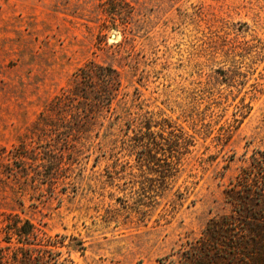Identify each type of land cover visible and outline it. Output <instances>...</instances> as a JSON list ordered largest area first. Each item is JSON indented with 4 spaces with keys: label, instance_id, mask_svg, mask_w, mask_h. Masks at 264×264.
<instances>
[{
    "label": "rangeland",
    "instance_id": "374dc122",
    "mask_svg": "<svg viewBox=\"0 0 264 264\" xmlns=\"http://www.w3.org/2000/svg\"><path fill=\"white\" fill-rule=\"evenodd\" d=\"M263 156L264 0H0V249L201 264Z\"/></svg>",
    "mask_w": 264,
    "mask_h": 264
},
{
    "label": "trees",
    "instance_id": "16d2710c",
    "mask_svg": "<svg viewBox=\"0 0 264 264\" xmlns=\"http://www.w3.org/2000/svg\"><path fill=\"white\" fill-rule=\"evenodd\" d=\"M109 71L114 73L112 68ZM87 77L89 74L84 79ZM100 98L102 96L99 100ZM263 160L264 156L260 160L254 158V172L250 170L245 173L247 176L243 190L248 191V195H252L253 191L256 195L264 194ZM252 173L254 177L250 178ZM240 191L239 189L236 194L240 198L233 199L235 202L247 197ZM238 209L241 212L237 219L224 218L218 225L209 228L208 235L213 237L214 247L207 248L201 254V264H264V208L253 210L247 205ZM216 236L222 237V247L214 241V238H218ZM5 237L9 246L0 249V264H63L58 259L59 252L36 247L37 244L32 240L35 237L33 226L27 220L21 221L19 217L7 220ZM12 238L16 242L10 246ZM52 245L55 244H49Z\"/></svg>",
    "mask_w": 264,
    "mask_h": 264
}]
</instances>
